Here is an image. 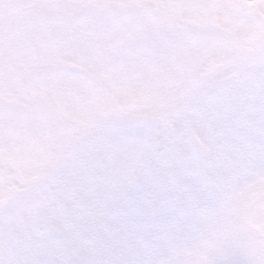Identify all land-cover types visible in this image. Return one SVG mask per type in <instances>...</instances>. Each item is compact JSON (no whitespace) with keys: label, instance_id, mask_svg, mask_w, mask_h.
<instances>
[{"label":"snow or ice","instance_id":"obj_1","mask_svg":"<svg viewBox=\"0 0 264 264\" xmlns=\"http://www.w3.org/2000/svg\"><path fill=\"white\" fill-rule=\"evenodd\" d=\"M0 264H264V0H0Z\"/></svg>","mask_w":264,"mask_h":264}]
</instances>
